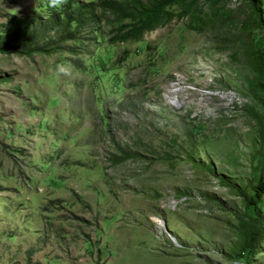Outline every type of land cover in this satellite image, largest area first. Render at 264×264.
<instances>
[{
  "label": "rangeland",
  "instance_id": "374dc122",
  "mask_svg": "<svg viewBox=\"0 0 264 264\" xmlns=\"http://www.w3.org/2000/svg\"><path fill=\"white\" fill-rule=\"evenodd\" d=\"M62 5L0 0V30ZM169 10L121 40L96 7L69 50L0 52V264H264V190L241 252L264 180V28L247 0Z\"/></svg>",
  "mask_w": 264,
  "mask_h": 264
},
{
  "label": "trees",
  "instance_id": "16d2710c",
  "mask_svg": "<svg viewBox=\"0 0 264 264\" xmlns=\"http://www.w3.org/2000/svg\"><path fill=\"white\" fill-rule=\"evenodd\" d=\"M196 0H100L94 6L92 2L80 3L77 0H66L61 9H53L47 15L33 12L25 15L9 14L0 30V52H13L20 55L52 54L62 50H69L68 41L80 37L83 28L90 19L99 17L95 13L100 7V16H112L119 22L124 31L121 40L138 38L142 33L154 29L156 26L169 21L174 13L169 10L173 5L183 6L187 2ZM215 4L222 0H203ZM252 20L256 25L264 28V17L256 0H247ZM127 20L126 23H121ZM264 190V180H259L253 198L255 227L245 236L242 254L256 250L263 233V226L257 202Z\"/></svg>",
  "mask_w": 264,
  "mask_h": 264
},
{
  "label": "clouds",
  "instance_id": "9594fccd",
  "mask_svg": "<svg viewBox=\"0 0 264 264\" xmlns=\"http://www.w3.org/2000/svg\"><path fill=\"white\" fill-rule=\"evenodd\" d=\"M63 3H66V0H50V4L51 6H60L62 5ZM61 71H63V69L61 68Z\"/></svg>",
  "mask_w": 264,
  "mask_h": 264
}]
</instances>
